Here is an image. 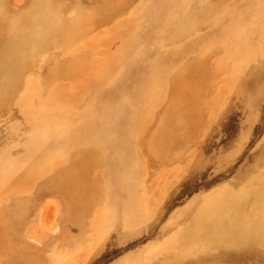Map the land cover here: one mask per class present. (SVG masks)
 I'll list each match as a JSON object with an SVG mask.
<instances>
[{
	"label": "rangeland",
	"instance_id": "374dc122",
	"mask_svg": "<svg viewBox=\"0 0 264 264\" xmlns=\"http://www.w3.org/2000/svg\"><path fill=\"white\" fill-rule=\"evenodd\" d=\"M0 264H264V0H0Z\"/></svg>",
	"mask_w": 264,
	"mask_h": 264
},
{
	"label": "bare ground",
	"instance_id": "6f19581e",
	"mask_svg": "<svg viewBox=\"0 0 264 264\" xmlns=\"http://www.w3.org/2000/svg\"><path fill=\"white\" fill-rule=\"evenodd\" d=\"M232 202L237 205V200H232ZM235 205H231V201H229L226 198H222V199H217V200H212L206 203L205 206H207V208L209 209V206L212 207L211 212L217 217V218H221L220 213L221 211L227 212V213H232L233 215L235 214V210L237 208V206ZM197 216H201V214L199 212H197Z\"/></svg>",
	"mask_w": 264,
	"mask_h": 264
},
{
	"label": "crops",
	"instance_id": "0c3cea01",
	"mask_svg": "<svg viewBox=\"0 0 264 264\" xmlns=\"http://www.w3.org/2000/svg\"><path fill=\"white\" fill-rule=\"evenodd\" d=\"M193 224H194V217L192 218L191 225H189V227H190V228L193 227ZM189 227H187V228H189ZM187 228H186V229H187ZM186 229H185V230H186ZM184 233H186V232H185V231H184V232L182 231L181 233L178 232V235H180V234H181V235H184ZM178 237H179V236H178ZM181 238L183 239V237H181ZM193 249H195L194 246H191L190 248H188V252H191Z\"/></svg>",
	"mask_w": 264,
	"mask_h": 264
}]
</instances>
